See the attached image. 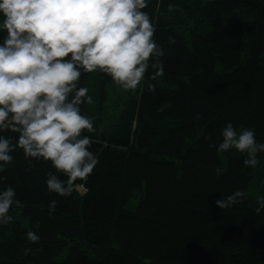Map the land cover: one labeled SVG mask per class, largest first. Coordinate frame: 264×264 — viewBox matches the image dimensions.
Returning <instances> with one entry per match:
<instances>
[{
  "label": "trees",
  "instance_id": "16d2710c",
  "mask_svg": "<svg viewBox=\"0 0 264 264\" xmlns=\"http://www.w3.org/2000/svg\"><path fill=\"white\" fill-rule=\"evenodd\" d=\"M147 4L164 75L149 81V68L137 90L120 88L107 104L111 78L82 73L93 104L81 112L95 129L82 136L92 138L99 163L71 196L47 190L49 172L67 179L50 161L10 153L0 191L11 186L22 207L14 203L12 222L0 225V264H264V209L255 213L264 188L251 193L264 153L252 169L246 154L217 151L228 123L264 143V0ZM235 191L247 197L227 210L216 206ZM28 231L38 244L27 241ZM25 248L36 254L25 256Z\"/></svg>",
  "mask_w": 264,
  "mask_h": 264
},
{
  "label": "clouds",
  "instance_id": "9594fccd",
  "mask_svg": "<svg viewBox=\"0 0 264 264\" xmlns=\"http://www.w3.org/2000/svg\"><path fill=\"white\" fill-rule=\"evenodd\" d=\"M147 7V0H0V32L5 33L0 44V133L17 134L0 135V172L19 148L29 163V158L50 161L67 178L49 172L51 193L69 197L77 180H87L99 160L89 150L92 138L82 136L95 129L92 118L81 112V105L93 104L89 89L80 86L81 75L99 71L126 92L145 82L149 68V81L164 75V51L154 40L156 27L149 14L142 11ZM175 42L169 37L170 44ZM147 90L154 93L156 85L147 82ZM229 149L246 154L245 167L256 169L264 143H257L254 130L237 132L228 123L217 151ZM15 197L11 186L0 191V225L12 222L8 213L14 203L22 207ZM246 197V191H235L215 203L227 210ZM256 202L259 214L264 195ZM56 206V200L49 203V215ZM26 239L38 244L41 237L28 231ZM23 254L36 253L25 248Z\"/></svg>",
  "mask_w": 264,
  "mask_h": 264
},
{
  "label": "rangeland",
  "instance_id": "374dc122",
  "mask_svg": "<svg viewBox=\"0 0 264 264\" xmlns=\"http://www.w3.org/2000/svg\"><path fill=\"white\" fill-rule=\"evenodd\" d=\"M121 89L120 88H118L116 85H115V88H114V90H109V95H110V97H109V99H108V101H107V104H109V103H111V98L112 97H114V95H115V93L114 92H116V91H120ZM111 115H112V110L110 109V108H108V109H106L105 111H104V122H106V123H110L112 120H111ZM259 171H260V175H259V177H258V179L255 181V183H254V187H255V190L252 188L251 189V193L253 194V195H257L258 194V192L262 189V188H264V164H263V166L259 169ZM77 190L80 192V194H83V193H85V190L83 189V187H77ZM257 193V194H256Z\"/></svg>",
  "mask_w": 264,
  "mask_h": 264
}]
</instances>
